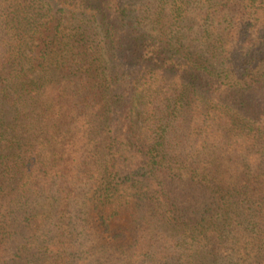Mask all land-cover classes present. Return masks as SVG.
<instances>
[{
	"label": "trees",
	"instance_id": "trees-1",
	"mask_svg": "<svg viewBox=\"0 0 264 264\" xmlns=\"http://www.w3.org/2000/svg\"><path fill=\"white\" fill-rule=\"evenodd\" d=\"M0 264H264V0H0Z\"/></svg>",
	"mask_w": 264,
	"mask_h": 264
}]
</instances>
